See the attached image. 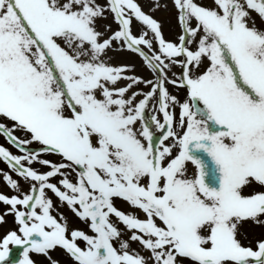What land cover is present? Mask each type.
I'll use <instances>...</instances> for the list:
<instances>
[{"label": "snow or ice", "instance_id": "1", "mask_svg": "<svg viewBox=\"0 0 264 264\" xmlns=\"http://www.w3.org/2000/svg\"><path fill=\"white\" fill-rule=\"evenodd\" d=\"M0 138V264H264V0H0Z\"/></svg>", "mask_w": 264, "mask_h": 264}, {"label": "rangeland", "instance_id": "2", "mask_svg": "<svg viewBox=\"0 0 264 264\" xmlns=\"http://www.w3.org/2000/svg\"><path fill=\"white\" fill-rule=\"evenodd\" d=\"M98 2L100 3V4H104L105 3V0H98ZM141 2H143V0H141ZM166 14L164 13V12H160V13H158V16H160V17H164ZM259 23V22H258ZM165 35L166 36H169V38H171V35H170V33H169V31H168V28L167 27H165ZM122 58V60L123 59H132V57H131V55L130 54H125V56H123V57H121ZM119 62H121V60L119 61ZM136 62L137 63H139V61L138 60H136ZM143 75H147V73H142ZM250 230L247 228V232H249Z\"/></svg>", "mask_w": 264, "mask_h": 264}]
</instances>
